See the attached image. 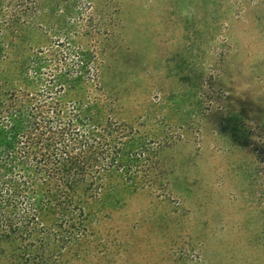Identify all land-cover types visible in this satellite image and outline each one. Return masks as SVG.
Returning <instances> with one entry per match:
<instances>
[{"label":"rangeland","instance_id":"1","mask_svg":"<svg viewBox=\"0 0 264 264\" xmlns=\"http://www.w3.org/2000/svg\"><path fill=\"white\" fill-rule=\"evenodd\" d=\"M87 1L58 13L92 16L77 23L98 73L83 95L132 130L145 167L136 186L87 177L81 211L0 239V264H264V0ZM51 7L0 3L1 93L15 60L56 40Z\"/></svg>","mask_w":264,"mask_h":264},{"label":"trees","instance_id":"2","mask_svg":"<svg viewBox=\"0 0 264 264\" xmlns=\"http://www.w3.org/2000/svg\"><path fill=\"white\" fill-rule=\"evenodd\" d=\"M26 1L31 11L42 2ZM50 1L44 29L56 40L15 60L10 87L0 92V239L42 230L41 218L50 210L81 211L73 197L87 177L91 186L116 170L136 186L145 167L132 130L106 117L96 98L83 95L97 89L98 73L95 52L82 45L77 23L92 16L79 12L77 23H62L58 13L72 12V4L84 11L88 1ZM7 51L0 49V60Z\"/></svg>","mask_w":264,"mask_h":264},{"label":"clouds","instance_id":"3","mask_svg":"<svg viewBox=\"0 0 264 264\" xmlns=\"http://www.w3.org/2000/svg\"><path fill=\"white\" fill-rule=\"evenodd\" d=\"M209 63H211V61H209Z\"/></svg>","mask_w":264,"mask_h":264}]
</instances>
